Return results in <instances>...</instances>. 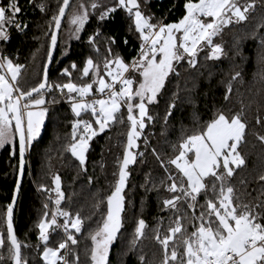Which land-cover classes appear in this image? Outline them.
Instances as JSON below:
<instances>
[{"label": "snow or ice", "instance_id": "snow-or-ice-1", "mask_svg": "<svg viewBox=\"0 0 264 264\" xmlns=\"http://www.w3.org/2000/svg\"><path fill=\"white\" fill-rule=\"evenodd\" d=\"M32 0H29L31 3ZM71 0H58L57 12L51 17L49 23L50 44L47 51L48 62L52 61L53 50L57 46L58 32L66 10ZM146 4L147 0H143ZM257 5L264 9V0H187L184 4L185 14L178 23H162L154 21L151 15L141 11V0H115L111 7L102 5L99 0H89L85 4L79 0L78 6L72 11L69 23L74 25L71 37L80 39L79 33L89 20L90 9H102L99 19L105 20L117 8L123 9L133 18L135 31L141 41L138 55L130 63H126L119 55L113 56L111 47L106 49L107 55L103 60L104 75H101V65L87 58L80 69L81 77L92 75L91 83L76 84L71 80V71L65 68L61 75L68 77L66 83H50L48 69L45 65L43 78L36 86L27 90L22 89L18 77L21 75V64L13 63L6 55H0V148L5 145H15L18 136L19 172L22 175L25 165V152L32 142L40 135L48 109L43 107L49 101L46 95L58 91L61 96L71 102V111L78 119L72 123V143L68 151L78 160L82 170L86 171V152L89 141L98 133L104 132L111 123L118 121L116 113L121 105L127 109V120L130 121V130L127 132V143L122 161L119 165L118 180L114 190L106 197L107 211L102 224L89 233L91 247L89 250L90 264H109V253L113 243L121 234L123 227L122 213L124 211L123 190L130 175L128 167L136 162L137 153L132 149L139 147L140 139L146 121L151 122L153 116L149 113V105L159 103L158 98L163 97L170 77L179 79L180 69L186 65L196 68L198 53L208 48L206 59L219 60L224 52L220 43H214L213 38L220 35L223 29L233 23L248 20V13L254 11ZM41 12H45V4L36 5ZM22 13L21 0H0V41L10 39L8 28L24 32L28 25L19 19ZM210 18V19H209ZM264 27V25H261ZM177 33L180 34L177 37ZM99 31L89 36L87 43L99 53L96 43ZM179 41V42H178ZM110 43L115 40L110 38ZM125 43L127 41L125 40ZM264 45V39H261ZM64 54H67L66 51ZM184 62L183 64L181 62ZM114 66V67H113ZM73 70L77 65H71ZM136 73V78L126 73ZM236 72L231 80L240 77ZM105 77L110 78L107 82ZM93 84L96 92L104 94L106 98L86 100L91 96ZM119 84V89L116 85ZM179 91L166 101L165 123L176 106L175 99ZM232 93V83L226 85L224 100H228ZM35 94V95H34ZM75 94V95H73ZM56 102L55 97L51 100ZM134 109L137 112L134 114ZM90 113L92 121L79 119L81 113ZM230 113V114H229ZM217 111L215 116L203 127L181 138L178 145H173L176 153L167 162L161 160L159 153L152 150L153 155L160 161L161 168L168 173L167 165H174L181 174L179 183L177 177L169 173L164 185L165 191L171 193L162 200V209L174 214V219L162 235L159 223L149 236L146 232L148 224L144 219L136 221L133 238L129 242L130 251H135L138 244L145 239L154 240L162 251L159 264H264V170L257 173L255 180L260 184L259 190L237 194L235 187L229 183L236 169L246 166V160L241 155L239 147L245 139L247 128L244 117V107L235 113ZM122 122V120H120ZM93 123L97 128L93 127ZM256 124L264 125L257 113ZM81 129L78 136L77 130ZM256 138L264 144V135L255 134ZM145 146L147 138H145ZM15 155V152H13ZM143 155V153H138ZM55 192L59 205L63 199L60 190V177H54ZM91 183V178H89ZM164 184L163 181H161ZM241 183H244L242 180ZM246 187V186H245ZM43 191H48L41 186ZM19 190V181H17ZM212 197H208V192ZM204 193L205 203L200 205L197 213V197ZM181 203L189 210L191 215L181 213ZM6 206L4 223L6 235L0 232V264H4L3 250L6 247L11 264H27L21 254L22 247H28L18 240L13 229V205ZM98 207V205H97ZM48 208V204H44ZM57 214L64 217L62 225H57ZM83 218L77 213L74 217L67 211L57 210L51 214L45 211L43 217L36 225L39 230L38 240L43 244L40 260L43 264H80L79 255L69 245L78 244L76 236L69 231L74 229L80 233ZM187 223V227L185 226ZM63 227L66 238L58 242L56 247L49 246V229ZM191 227V232L188 231ZM63 250V254L61 251ZM72 254L73 259H67ZM138 264H146L145 255L138 256ZM148 264H151L149 261Z\"/></svg>", "mask_w": 264, "mask_h": 264}, {"label": "trees", "instance_id": "trees-1", "mask_svg": "<svg viewBox=\"0 0 264 264\" xmlns=\"http://www.w3.org/2000/svg\"><path fill=\"white\" fill-rule=\"evenodd\" d=\"M79 0H73L66 19L63 23L54 63L49 74L50 83H66L68 77L61 75L65 68L71 71V80L76 84L91 83L92 75L81 77L80 69L87 58H92L94 63L101 65L100 72L104 75L103 60L107 55L106 49L111 47L113 56L119 55L126 63H130L138 55L141 44L139 35L135 31L133 18L123 9L117 8L115 12L101 21L100 8L94 12L90 9L89 20L84 29L79 33L80 39L71 37L74 25L69 23L72 11L78 6ZM85 4L89 0H83ZM102 5L111 7L115 0H99ZM187 0H141V11L151 15L162 23H178L185 14L184 4ZM195 2V0H194ZM244 0H240L243 3ZM44 3L45 12H41L36 5ZM22 13L19 19L28 25L24 32L13 31L7 42H0V55H6L24 67L18 77L22 89L27 90L36 86L43 78V70L47 61L49 49L51 17L57 12L58 0H21ZM248 20L233 23L225 27L220 35L213 38L214 43H220L224 49L219 60L206 59L208 48H203L198 53L196 68L184 65L180 69L179 79L170 77L171 83L163 91V97L158 98L159 103L149 105V113L153 116L151 122L146 121V127L137 140L138 148L132 149L137 153L136 162L129 165L130 175L122 195L124 196V211L122 213L123 227L121 234L113 243L109 253V264H138V256L145 255L146 264H159L162 259L160 246L152 239L142 240L135 251H130L129 242L133 238L134 227L138 219H144L148 224L146 232L149 236L159 223V230L163 235L174 219V214L162 209V200L172 195L165 191L164 185L170 183L167 175L171 173L181 179V174L174 165H167L168 173L160 166V161L153 155L155 149L161 160H167L176 153L173 145H178L181 138L198 128L203 127L217 113L225 111L235 113L244 107V119L247 123L245 139L239 147L241 155L246 160V166L236 169L229 183L237 194L247 191L253 196L259 190L260 184L255 180L258 172L264 170V144L256 138L255 134L264 135V125L256 124L259 113L264 119V9L258 5L254 11L248 13ZM99 31L96 43L100 51L97 53L87 43L88 37ZM110 38L115 43H110ZM125 40L127 43H125ZM66 51L67 54H64ZM75 63L77 69L71 65ZM184 63L183 61L181 62ZM239 72L241 75L236 80L231 77ZM136 78L138 74L127 73ZM232 83V93L228 100H224L226 85ZM179 91L175 99L172 114L165 123L166 101ZM93 96L98 92L93 84ZM75 95V94H74ZM55 97L56 102L52 103ZM44 107L48 109L46 127L43 133L32 142V148L27 158L25 178L21 186L19 200L15 211L14 225L18 240L28 247H22V256L27 264H43L40 260L43 244L38 240L39 230L36 225L47 211L49 218L57 210L67 211L73 217L79 213L83 218L80 233H74L79 241L77 245H69L75 254L79 255L80 264H90L89 250L91 240L89 233L97 229L103 221L107 211L106 197L114 190L118 180L119 165L122 161L127 143V132L130 130V121L127 120V109L122 106L116 113L120 118L110 124L104 132L98 133L89 141L86 152L85 170H82L78 160L68 151L72 143V123L76 118L66 96H61L58 91L46 95ZM137 112L134 109V114ZM230 114V113H229ZM79 119L92 121L90 113H81ZM122 120V122H120ZM93 127L98 126L93 123ZM80 130L81 133V129ZM77 130V132H78ZM145 138L147 145L145 146ZM15 152V155L13 154ZM138 153H143L139 155ZM19 168L18 139L15 145H5L0 148V232L6 235L4 223L6 206L11 203L17 183ZM60 177V190L63 199L59 205L55 204L54 177ZM91 178V183L89 182ZM244 183H241V181ZM164 182V184L161 183ZM43 188L48 191H43ZM246 186V187H245ZM208 192V197H212ZM196 211L199 213L200 205H204L205 196L202 192L197 197ZM48 204V208H44ZM98 205V207H97ZM181 213L191 215V210L181 203ZM65 218L57 214V225H62ZM187 227V223L185 222ZM49 229V246L56 247L58 242L65 239L63 227ZM191 227L188 231L191 232ZM75 231V230H74ZM6 247L3 250L4 264H11ZM63 254V251L61 252ZM67 259L72 260L69 254Z\"/></svg>", "mask_w": 264, "mask_h": 264}, {"label": "water", "instance_id": "water-1", "mask_svg": "<svg viewBox=\"0 0 264 264\" xmlns=\"http://www.w3.org/2000/svg\"><path fill=\"white\" fill-rule=\"evenodd\" d=\"M73 0H71L70 2V6L72 4ZM70 8V7H69ZM69 9L66 10V13H65V17L62 19L61 21V28L58 32V39H57V46L56 48L53 50V58H52V61L51 62H48V60L46 61V64L47 65V69H48V79H49V74H50V71L52 69V66H53V63H54V59H55V55H56V52H57V48H58V44H59V37H60V33H61V29H62V26H63V23L66 19V16H67V13H68ZM35 95V94H34ZM45 106V105H44ZM43 106V107H44ZM45 127H46V117H45V120H44V123H43V126L41 128V131L40 133H43L45 131ZM17 139H18V136H17ZM31 148H32V145L27 149V151L25 152V165H24V171H23V174L21 175L20 172H19V168H18V175H17V181H19V190H17V183H16V187H15V190H14V194L13 196H15V204L13 205V229H14V233L16 235V232H15V225H14V217H15V211H16V208H17V204H18V200H19V194H20V190H21V186H22V183L24 181V178H25V173H26V168H27V158L29 156V153L31 151ZM13 200V198H12ZM12 203V201H11ZM21 254H22V249H21Z\"/></svg>", "mask_w": 264, "mask_h": 264}, {"label": "rangeland", "instance_id": "rangeland-1", "mask_svg": "<svg viewBox=\"0 0 264 264\" xmlns=\"http://www.w3.org/2000/svg\"><path fill=\"white\" fill-rule=\"evenodd\" d=\"M210 19V18H209ZM134 24V23H133ZM135 27V26H134ZM139 35V34H138ZM180 36V34L179 33H177V37H179ZM179 42V41H178ZM114 67V66H113ZM105 79H106V81L107 82H110V78H108V77H105ZM98 86L95 84V90H96V88H97ZM94 91V90H93ZM99 95H97L96 96V99H99V98H106V97H104V94H101V93H98ZM74 95V94H73ZM91 96H93V92H92V95ZM91 96H88V97H85V99L86 100H89L90 99V97ZM69 102V101H68ZM69 104H70V106H71V102H69ZM122 106L123 105H121V108H122ZM120 108V109H121ZM74 115V114H73ZM77 118V117H76ZM77 135L79 136L80 135V130H78V132H77ZM73 232L75 233V231H74V229H73ZM64 236H65V238H66V234H64ZM63 251V250H62ZM61 251V252H62Z\"/></svg>", "mask_w": 264, "mask_h": 264}, {"label": "built area", "instance_id": "built-area-1", "mask_svg": "<svg viewBox=\"0 0 264 264\" xmlns=\"http://www.w3.org/2000/svg\"><path fill=\"white\" fill-rule=\"evenodd\" d=\"M12 30H13V31H16V32H18V33H20V31L15 30L14 28H13ZM9 36L11 37V34H10V33H9ZM0 42H2V41H0ZM125 75H127V73H126ZM115 87H116V89L118 90L120 86H119V84H117ZM58 93H59V92H58ZM59 94H60V93H59ZM104 97H106V96L104 95ZM93 99H94V98H93ZM90 100H92V99H89V101H90Z\"/></svg>", "mask_w": 264, "mask_h": 264}]
</instances>
